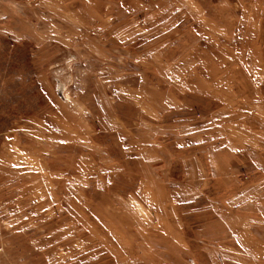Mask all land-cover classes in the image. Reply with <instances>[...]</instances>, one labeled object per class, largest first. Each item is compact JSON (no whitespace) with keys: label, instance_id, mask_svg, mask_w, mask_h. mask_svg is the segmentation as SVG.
I'll list each match as a JSON object with an SVG mask.
<instances>
[{"label":"rangeland","instance_id":"obj_1","mask_svg":"<svg viewBox=\"0 0 264 264\" xmlns=\"http://www.w3.org/2000/svg\"><path fill=\"white\" fill-rule=\"evenodd\" d=\"M0 264H264V0H0Z\"/></svg>","mask_w":264,"mask_h":264}]
</instances>
